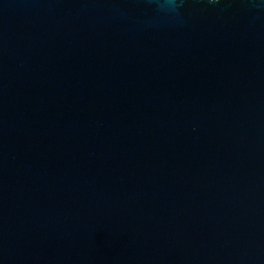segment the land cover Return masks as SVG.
I'll use <instances>...</instances> for the list:
<instances>
[{"label": "water", "instance_id": "1", "mask_svg": "<svg viewBox=\"0 0 264 264\" xmlns=\"http://www.w3.org/2000/svg\"><path fill=\"white\" fill-rule=\"evenodd\" d=\"M0 0V264H264V0Z\"/></svg>", "mask_w": 264, "mask_h": 264}, {"label": "clouds", "instance_id": "2", "mask_svg": "<svg viewBox=\"0 0 264 264\" xmlns=\"http://www.w3.org/2000/svg\"><path fill=\"white\" fill-rule=\"evenodd\" d=\"M213 3H218L219 0H212ZM177 7L176 0H169V10H174Z\"/></svg>", "mask_w": 264, "mask_h": 264}]
</instances>
